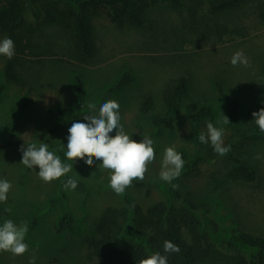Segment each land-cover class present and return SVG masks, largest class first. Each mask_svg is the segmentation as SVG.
I'll return each instance as SVG.
<instances>
[{"label":"rangeland","instance_id":"374dc122","mask_svg":"<svg viewBox=\"0 0 264 264\" xmlns=\"http://www.w3.org/2000/svg\"><path fill=\"white\" fill-rule=\"evenodd\" d=\"M24 1L32 26L29 45L23 52L15 50L12 59L0 55V145L13 143L0 148V179L12 183L7 201L0 202V225L6 219L27 222L25 242L30 251L17 256L0 252V264H29L33 251L35 264H90L83 239L93 233L106 206L146 207L160 200L180 204L188 196L211 206L209 217L202 216L203 229L213 231L209 219L219 221L220 229L228 227L235 214L249 230L264 234V132L252 116L264 100V0H242L225 9L212 7L220 0H183L180 9L156 2L145 9L142 27L117 25L108 6L98 4L86 12L93 51L84 61L78 58L81 52L73 24L64 27L54 14L46 20L42 0ZM57 3L62 8L70 5ZM4 37L0 35V40ZM238 50L249 66L231 64ZM7 63L17 81L6 78ZM125 72L127 82L116 87ZM75 74L85 87L81 107H75ZM179 76L187 78V91L167 110L161 90L168 79ZM214 78L237 101L235 123H222L227 110ZM146 95L152 100L148 112L141 108ZM108 99L118 101L124 130L137 141L145 135L152 138L156 153L144 180H134L121 195L111 189L110 171L102 161L93 157L89 166L65 156L71 124L84 120L90 102L98 111ZM204 103L213 115L194 122L189 110ZM208 122L225 129L224 143L231 146L228 154L250 159L258 172L256 183L215 185L213 178L220 177L229 162L228 154L220 156L210 143L199 141ZM258 134L261 139H249ZM27 143H47L63 163L73 165L72 170L44 182L38 177V166L29 169L20 162V147L26 148ZM172 145L185 161L180 177L172 181L178 189L159 177L164 150ZM68 178L78 181L75 190L64 189ZM63 215L69 222L66 227L59 224Z\"/></svg>","mask_w":264,"mask_h":264},{"label":"trees","instance_id":"16d2710c","mask_svg":"<svg viewBox=\"0 0 264 264\" xmlns=\"http://www.w3.org/2000/svg\"><path fill=\"white\" fill-rule=\"evenodd\" d=\"M31 2L33 0H30ZM44 18L51 20L54 16L64 27L72 23L76 30V45L81 54L78 58L85 60L92 54L91 35L86 12L90 7L105 4L110 11V17L117 25L130 24L142 27L145 23V9L152 3H168L180 9L183 0H42ZM64 2L60 7L57 2ZM242 0H220L212 7L225 9L235 7ZM32 32L31 23L26 18V3L24 0H0V35L10 37L18 52H23L29 45V35ZM6 78L17 81L16 74L7 63L4 69ZM128 72L120 78L116 87L127 82ZM78 101L75 107L83 105L85 87L78 76L74 75ZM214 85L227 110L230 123H235L237 116V101L223 88L222 82L214 78ZM2 87H0L1 93ZM187 91V78L179 76L168 79L161 90L160 98L167 110L172 109L176 102ZM151 97L144 96L141 108L148 112ZM264 108V100L260 102L257 111ZM190 118L196 122L203 117L213 115L206 103L189 110ZM251 141L261 139L249 135ZM13 144L5 142L0 148ZM248 155V154H247ZM226 164L220 177L213 178L216 186H224L230 181H242L254 184L258 179L256 167L250 159L228 154ZM249 158V157H248ZM199 158L194 162L196 164ZM212 182V183H213ZM178 198L180 193L176 191ZM211 206L208 203L197 202L193 197H183L182 203L171 201H156L146 207L137 203L124 207L106 206L96 219L93 233L83 239L85 259L90 264H139L153 252L159 251L168 256V264H264V234L249 230L233 215L230 225L220 229L217 220L209 219L213 231L203 229V218L209 217ZM66 216L59 221L61 227L68 226ZM220 231V233H219ZM168 240L179 246V253L166 254L163 251L164 242Z\"/></svg>","mask_w":264,"mask_h":264},{"label":"clouds","instance_id":"9594fccd","mask_svg":"<svg viewBox=\"0 0 264 264\" xmlns=\"http://www.w3.org/2000/svg\"><path fill=\"white\" fill-rule=\"evenodd\" d=\"M0 55L12 59L15 55L14 41L5 36L0 40ZM231 64L237 66L243 64L249 66V60L242 50L236 51L231 57ZM120 105L115 99H108L98 109L95 103H89V113L84 114L83 121H74L68 128L67 151L68 160H83L85 164L92 166L95 161H102V167L110 171L109 185L118 195L124 194L131 187L134 180H144L148 172V166L155 160L154 141L145 135L137 141L132 134L127 133L120 123ZM94 113V114H93ZM255 123L261 132H264V108L252 113ZM221 123V122H218ZM223 124L230 123L224 115ZM115 130V135H111ZM225 129L216 127L212 122L207 123V131L201 132L199 141L202 144L210 143L213 150L220 156H225L231 151L230 145L224 143ZM22 160L20 161L29 169L39 167L38 177L46 183L68 174L73 165L63 163L60 156L49 151L47 143H27L25 148L20 147ZM260 158L259 154L256 157ZM185 161L182 154L172 145L164 150L160 163L159 177L162 181L171 184L173 189L179 185L172 183L178 179L184 168ZM78 181L68 178L63 187L65 190H75ZM12 188L11 181L0 179V202L7 201V194ZM29 228L27 222L16 224L11 219H6L0 225V252H10L13 256L23 255L29 252V245L25 242ZM166 254L179 253L178 245L166 240L163 245ZM35 251L29 260V264H35ZM139 264H168V256L156 251L141 259Z\"/></svg>","mask_w":264,"mask_h":264}]
</instances>
